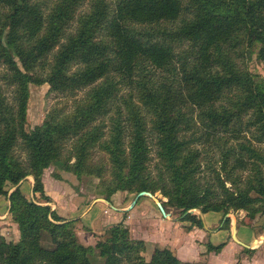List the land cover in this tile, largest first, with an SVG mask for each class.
Instances as JSON below:
<instances>
[{"label":"trees","instance_id":"1","mask_svg":"<svg viewBox=\"0 0 264 264\" xmlns=\"http://www.w3.org/2000/svg\"><path fill=\"white\" fill-rule=\"evenodd\" d=\"M86 1L0 0V77L13 88L9 97L0 84V197L20 232L16 242L0 234V264H197L169 248L147 260L146 242L120 222L85 245L72 220L17 185L33 176L44 191L48 167L70 166L100 178L107 199L161 191L190 228H205L193 209L264 216V78L246 59L254 45L264 48V0H90L78 13ZM29 72L63 96L85 95L28 130ZM218 140V156H203L197 144ZM96 149L108 156L109 179ZM43 231L54 248L42 245Z\"/></svg>","mask_w":264,"mask_h":264},{"label":"rangeland","instance_id":"2","mask_svg":"<svg viewBox=\"0 0 264 264\" xmlns=\"http://www.w3.org/2000/svg\"><path fill=\"white\" fill-rule=\"evenodd\" d=\"M90 0H87L82 7L79 9L78 13L86 12L89 10ZM247 64L250 70L254 73L260 74L264 78V48L256 44L253 48H251L246 56ZM6 71L4 65H0V75ZM34 72H29L26 74L25 78L30 83V99L28 104L27 111V129L30 130L34 128L36 125L43 123L46 119L48 113L54 109L55 107L62 108L64 111H70L74 106V101L76 99H80L84 97V91H79L76 96H63L57 92H54L51 89V86L48 83L37 84L34 82L35 78ZM0 84L6 90V93L9 97L13 95V88L8 87L6 82L0 77ZM126 90V89H124ZM122 91L121 93L126 91ZM116 110L113 109L109 116H105L103 119L109 124L110 117L115 116ZM150 124H148V127ZM200 131V130H199ZM200 132H198L199 134ZM228 136V135H226ZM151 142V161L148 163L149 170L152 171L153 175H156L160 172L159 165V154L158 147L155 143V138H152ZM222 141H207V143H198L197 145L203 150V156H218V149L222 146ZM234 143V142H230ZM21 158L26 161V154L24 152L19 151ZM93 161L97 164H101L104 166V178L109 179L110 177V163L108 156L96 149L95 154L93 155ZM163 171V170H162ZM29 177V176H28ZM28 177L22 180L17 186H20L24 183L23 181H27ZM33 177V176H32ZM34 178V177H33ZM44 180L51 186V190H57V200L52 203V199L50 195L47 194L45 190ZM23 182V183H22ZM22 183V184H21ZM43 184L44 191H35V179L33 187H25V195L40 204L50 205L52 210H55L58 214H65L67 217L66 220H72L74 222L75 231L78 234L79 240L85 244L90 246H95L96 243L104 237L106 231L114 224L123 223L126 227L125 221L131 219L133 216L129 212L132 210L131 203L134 202L135 197L137 196L136 192L129 191H117L114 193L110 199H107L105 194L101 193L103 191V183L100 178L96 176H87L83 175L82 177L76 176L72 171L70 166L65 167L64 169H60L55 165L48 167L43 174ZM10 187V186H9ZM16 186L10 187V192L14 190ZM49 196L50 199H48ZM168 198L161 192L158 191L153 196L144 195L138 199L136 204L140 202H144L145 204L143 210L145 211V216L147 220H150L151 223L159 222L162 220H166L174 226V232L169 236L168 241L171 243H175L179 250L182 249L185 240H195L196 243H193L195 247V253H186L188 254L190 259L184 261H192L197 264H255L257 260V252L259 251L258 245L253 246L252 243H249L250 251H246L245 247L240 245L237 241H235L232 237L233 235V226L237 228H241L242 230L246 229V227L255 228V226L260 227L259 231L264 233V226H262L261 219L264 217L259 214L254 219H251L248 216V213L244 210H231L230 218L231 223L226 224L225 219H223V214L220 212H208L212 214L211 216L206 215L209 218L210 225L208 228L216 232H220L224 235L227 234L226 244L228 242H232V244L226 249L221 251V253L217 254L215 251H208L207 245L212 243L214 245L219 244V240L212 238V234L210 230L200 229L197 227H192L191 222L184 221L182 219V215L177 209H173L168 205H165V202ZM95 201L93 204L92 202ZM92 204V205H91ZM130 205V206H129ZM140 205V204H139ZM117 208H123L126 211H121ZM194 214H197L201 218H205V214L202 213L200 209H193ZM78 212V213H77ZM84 212L91 213L92 218L96 219V221H102L96 223L93 228L91 226H87L85 223L81 222L82 217L80 218V214H85ZM77 213V214H76ZM73 216L77 219H70ZM262 219V220H263ZM205 222V221H204ZM88 224V223H87ZM207 224V223H206ZM110 225V226H109ZM264 225V221H263ZM98 226L99 229H98ZM194 232V233H192ZM192 233V234H191ZM0 234H3L8 241H19L20 232L18 224L14 221L12 217V213L10 211V201L8 200V196L0 197ZM237 235V234H236ZM132 238H134L131 235ZM212 241V242H211ZM263 241V240H261ZM218 244H216V243ZM182 245H181V244ZM263 244V243H262ZM42 245L46 248L52 249L55 247L49 232H42ZM200 245H205L206 250L201 248ZM169 248L170 247H165ZM201 251H199V250ZM172 250V249H171ZM150 251L153 254L152 246L150 245V249L148 250L146 244V250L144 252V256L147 260H150L151 256ZM174 251V250H173ZM175 253V252H174ZM183 261V260H182ZM261 262H257V264H262L263 256L260 259Z\"/></svg>","mask_w":264,"mask_h":264},{"label":"crops","instance_id":"3","mask_svg":"<svg viewBox=\"0 0 264 264\" xmlns=\"http://www.w3.org/2000/svg\"><path fill=\"white\" fill-rule=\"evenodd\" d=\"M23 182H22L23 184L21 183L22 184L21 185V189L23 191H25V187H27V186H29L31 188L33 187L34 178L32 176H29L28 180L27 181H23ZM44 183H45V190H46L47 194L50 195V197L52 199V203L55 202L57 200V194H56L57 190L53 189V191H52L51 190V186H49V184L45 180H44ZM94 202L95 201H93L92 204ZM136 202L130 204L131 207H132V210H130L129 212L132 214L133 217L131 219H128V220L125 221L127 227L130 230V234L136 239H143L146 242V244H147L148 250L150 249V245L152 246V250L153 251L156 248L170 247L172 250H174L175 254L181 260L184 261V260L190 259L188 254L191 253V252L195 253V249L197 248V246L195 247V245L193 244V243H196L195 240H190L188 238V240H185L186 242L183 243V244H185V245L182 246L183 248L182 249L180 248V250H179L176 246H174L175 243H171V242L168 241L169 236L172 235L173 232L175 231L174 230V226L171 223H169L168 221H166V220H162V221H159V222L151 223L150 220H147V218L145 216V211L143 210L144 206H142V205H144L145 203L144 202L143 203L140 202V203L136 204ZM117 209H119L121 211L122 210L126 211L123 208H117ZM84 213L85 214L82 213L79 216H80V218L82 217L81 222L85 223L87 226H91L93 228L95 225H97L96 223L102 221V218H101V220H98V221H96L97 218L93 219L91 213H87V212H84ZM60 215H62L63 217H67V216H65V214H60ZM206 215L211 216L212 214H210V213L205 214V218H204L205 228H206L205 230H210L208 228V225H210V221H209L210 217L208 218ZM70 217H71L70 219H77V218H74L73 216H70ZM262 219H261V222H262L261 225L264 226L263 225L264 219L263 220ZM99 227L100 226H98V229H99ZM259 229H260V227H258V226H255V228H253V226L252 227L248 226L244 230H242L241 228L240 229L237 228V235L236 236H237L238 240L240 241V242L239 241H237V242L240 245H242L243 247H245V248H250V246H248L249 243H252L253 246H256V245L259 244L258 245L259 251L257 252V255H256L257 256V260H256L255 264H257L258 261L261 262L260 259H261L262 256H263L262 264H264V233H261L259 231ZM210 231L214 232L212 234L211 240L214 238L215 241L219 240L220 241L219 243L227 242L226 241L227 238H225V237H227V234L224 235V234H222L220 232H216L215 233V231H213V230H210ZM192 233H194V232H192ZM261 240H263V241H261ZM214 243H216V242H214ZM216 244H218V243H216ZM231 244H232V242H228L224 246L222 251L223 252H224V250L226 251V249ZM244 244H246V245H244ZM201 248L204 249V251L206 250V252H207V249H206L205 245H202V247L200 245V250H201ZM189 251H191V252H189ZM186 253H188V254H186ZM219 253H221V252H219ZM219 253H217V254H219ZM149 256H152V252L151 251H150V255ZM189 262H192V261H189Z\"/></svg>","mask_w":264,"mask_h":264},{"label":"water","instance_id":"4","mask_svg":"<svg viewBox=\"0 0 264 264\" xmlns=\"http://www.w3.org/2000/svg\"><path fill=\"white\" fill-rule=\"evenodd\" d=\"M144 195H150V196H153V194H152L151 192H148V191H142V192H140V193L137 194V196L135 197V200H134L133 203H135L140 197H142V196H144ZM132 206H133V205H132ZM190 212H193V211L191 210ZM228 217H230V214H229V213L225 215L224 219L226 220ZM233 230H234L233 235H232L233 238H234L236 241H239L238 238H237V236H236V234H237V227H236V226H233ZM239 242H240V241H239ZM244 245H246V244H244ZM248 246H250V245H248Z\"/></svg>","mask_w":264,"mask_h":264}]
</instances>
